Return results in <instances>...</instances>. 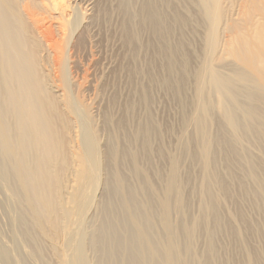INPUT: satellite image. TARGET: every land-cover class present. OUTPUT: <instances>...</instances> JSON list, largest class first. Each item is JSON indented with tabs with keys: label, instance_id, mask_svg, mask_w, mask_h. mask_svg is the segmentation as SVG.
<instances>
[{
	"label": "bare ground",
	"instance_id": "bare-ground-1",
	"mask_svg": "<svg viewBox=\"0 0 264 264\" xmlns=\"http://www.w3.org/2000/svg\"><path fill=\"white\" fill-rule=\"evenodd\" d=\"M199 1L0 0V264H264V0L219 119L202 81L187 112Z\"/></svg>",
	"mask_w": 264,
	"mask_h": 264
},
{
	"label": "rangeland",
	"instance_id": "rangeland-1",
	"mask_svg": "<svg viewBox=\"0 0 264 264\" xmlns=\"http://www.w3.org/2000/svg\"><path fill=\"white\" fill-rule=\"evenodd\" d=\"M70 1V2H69ZM75 0H68L69 3L74 2ZM248 0H220L216 4L215 0H200L198 3L202 9V25L201 31L197 34L190 35L191 46L187 54L189 55V75L190 80L188 88L186 91V106L188 115L193 118L197 108L204 103L202 101V92L200 89V82H204L205 86L202 90L207 92L208 100L212 106V113L216 119H219L222 116L221 105L226 104V100L222 95H219L217 84L212 83V78L217 70L221 71L224 74H229V69L233 66H236L234 59L230 55L231 44H236L237 42L243 40H249L251 37V27L257 25L262 20L260 12H252L249 7ZM67 5V12L71 15L70 19H75L73 16L74 6ZM70 7V8H69ZM260 7L263 9L264 5L260 4ZM218 9V10H217ZM213 10V12H212ZM216 11L219 13H216ZM84 13L80 12V23H84ZM260 15V16H259ZM258 20V21H257ZM257 23V24H256ZM263 22H261L262 24ZM80 24V25H81ZM243 38L239 40V38ZM235 64V65H232ZM232 65V66H231ZM230 66V67H229ZM240 68H243L242 66ZM228 70V71H227ZM88 84H84V87ZM217 88V89H216ZM218 93V94H217ZM49 94V92H48ZM89 95V93H87ZM86 107L84 109L85 113H92V104L96 101V97H93L90 94V97L87 98ZM88 104V105H87ZM162 106V107H161ZM158 106L157 113L159 116L165 115V108L163 105ZM159 108H161L159 110ZM158 110L160 112H158ZM178 106L172 102L170 118L175 125L178 124L179 114ZM66 121H72L73 118L70 115L66 114ZM175 119V120H174ZM177 128V127H176ZM178 131V130H176ZM190 133L196 134L195 129L190 128ZM63 135V134H62ZM63 138L69 140V132L67 131L66 135H63ZM173 142L176 141V138L173 137ZM69 154V153H68ZM70 155H68V158ZM60 164H64V158L61 157V154H56L53 161V169L58 168ZM195 175H201V168L197 165L194 168ZM68 177V176H67ZM65 175V180L62 182L64 185L58 186L56 182V190H54L55 197L60 200L64 196V191H68L67 183H69V177L67 179ZM60 185V184H59ZM102 185L101 181L96 184L91 190H88L86 196H91L96 198L99 193V188ZM83 196L84 193L82 192ZM65 202V199H64ZM63 206V203H60ZM60 205V206H61ZM67 206V205H66ZM75 204H68L69 208H75ZM196 210L193 209V212ZM68 236V232L65 230L61 235V239L57 243L58 248L63 251L64 256L68 254L69 250L65 248V240ZM234 247L242 245L240 242L237 244L233 242ZM235 254V253H234ZM243 259H246L245 255H242ZM52 260L57 262L55 255L52 256ZM261 261H263L261 259ZM248 263V262H246Z\"/></svg>",
	"mask_w": 264,
	"mask_h": 264
}]
</instances>
